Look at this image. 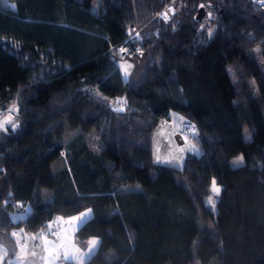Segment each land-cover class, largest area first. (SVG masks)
<instances>
[{
    "label": "trees",
    "instance_id": "trees-1",
    "mask_svg": "<svg viewBox=\"0 0 264 264\" xmlns=\"http://www.w3.org/2000/svg\"><path fill=\"white\" fill-rule=\"evenodd\" d=\"M172 1L100 0L94 12L92 0H0V116L16 96L19 120L0 131V243L10 254L20 229L37 233L55 217L91 210L76 233L99 240L86 264H264V10L207 0L215 25L207 40L193 19L202 0L158 17ZM132 27L160 56L137 87L117 66V56L136 55ZM234 64L258 94L239 92ZM92 88L121 98L123 110ZM170 111L196 128L201 150L187 153L181 171L152 158V134ZM66 127L79 133L63 142ZM240 154L244 163L231 167ZM212 180L221 187L215 213L206 205ZM209 221L214 235L200 228Z\"/></svg>",
    "mask_w": 264,
    "mask_h": 264
},
{
    "label": "rangeland",
    "instance_id": "rangeland-1",
    "mask_svg": "<svg viewBox=\"0 0 264 264\" xmlns=\"http://www.w3.org/2000/svg\"><path fill=\"white\" fill-rule=\"evenodd\" d=\"M173 0L170 4H168L159 14L158 17H163L162 14L166 13L167 17L170 16L174 10H179L182 5H184V1L187 0ZM207 0H202V2L206 3ZM216 1V0H212ZM174 3H177V5L174 6ZM201 3V2H200ZM198 3V5L200 4ZM100 4V0H92V11L96 12L98 10V6ZM197 5V7H198ZM10 7H14L13 4H9ZM196 7V10H197ZM214 17V8H207L206 14L202 21L199 23V36L202 39H209L213 35L215 31V25L212 24V18ZM164 18V17H163ZM165 19V18H164ZM144 26V25H142ZM141 26V27H142ZM141 27H137L136 31H132L133 35H137V50L136 55H130L127 57L123 56H117V66L119 68L120 74L122 76V79L125 83H128L130 86L137 87L140 82L142 81L146 67L148 64H157L160 63V56L159 54L155 53L153 50L152 45L145 44V33H142ZM133 28V27H132ZM152 29L147 30L146 33L150 34L151 36ZM145 44L144 48L142 45ZM140 49V50H139ZM258 47L252 48L249 53L253 54L255 58L258 61V64L263 69V63L261 61V56L259 52ZM230 71V75L233 79V81L236 83L237 88L239 92L243 90V87H247V89L250 91V93L258 94L257 86L253 79L245 77L241 66L234 64L230 65L228 67ZM89 92L92 96L100 99L103 104L107 106H112L115 108V110H123V103L121 98H118L116 100H110L104 95H102L96 88L89 89ZM123 99V98H122ZM16 96L13 97V99L6 103V109L8 110H15L17 108L16 104ZM7 110V111H8ZM169 120H163L160 122L158 127L154 130L152 134V158L154 164L164 165V166H170L173 167L179 171L182 170L185 157L187 153H194V154H200L201 151L195 144L194 140L191 137L184 135V130L187 127H192L193 125L191 122L182 114L176 112V111H170L169 113ZM11 121L10 123H5V121ZM0 124H3L4 126L0 128V131H6L9 127H11L13 130H15L19 126V120L11 119L9 116L3 115L0 116ZM79 133V130H71L68 127L65 129L64 136L62 138L63 142L69 141L74 135ZM177 135H180L182 138V142L178 140ZM87 144L90 148L96 149L99 142L97 139V134L95 132H91L87 136ZM244 139L246 141H249L251 139V133L248 128V126H244ZM194 146V147H193ZM240 157H243L241 154L230 159L229 164L231 167H237L244 163V158L242 161L238 162V159ZM66 162V158L63 155L62 160L60 161L59 165L55 167V170H58L62 165H64ZM177 179L180 183L185 184L183 178L180 175H177ZM213 181L210 184L209 187V197L212 198L214 201V206L212 204H209V197L206 200V205L213 210L215 213L217 211L216 203L218 201L221 187L216 184V187L220 189L219 194H216L212 191L213 188ZM186 185V184H185ZM40 194L43 196L45 200H50L52 193L50 190L46 188H40L39 189ZM30 212V205H27L24 208V212L18 213V218L25 217ZM87 213L89 217H91L92 212L91 210H85L79 215L73 216L78 217L81 216V214ZM57 218H63V217H57ZM69 218H63L64 225L61 226L60 221H57V225L54 224L55 228H51L55 233L56 236L47 237L45 235L46 229H42L37 233L34 234H27L33 237H36L35 239L30 242L31 246H33L34 251L30 253V255L27 258V263L23 262L26 258L25 257V251L28 247L29 242L24 241L22 239V236L20 235L16 239L18 242H23L27 246L26 247H20V245H17L16 249L11 253L10 258H8L6 264H67V263H73V264H86V262L89 260V258L97 251L99 240L97 237H91L88 240L81 241L76 236L77 230L79 227H77L76 221H69ZM58 220V219H57ZM50 225V224H49ZM53 226V225H52ZM201 230H207L210 234H215V229L212 221H209L207 223H201ZM22 234H26L25 232H22ZM41 236H45L46 240L41 239ZM96 240L97 244L93 247L90 245L89 241ZM16 240V241H17ZM54 242V249L53 250V243ZM198 244V240H195L194 246L196 247ZM78 250V251H77ZM35 253V254H33ZM65 254H67L70 257H78V259H65ZM197 264V263H196Z\"/></svg>",
    "mask_w": 264,
    "mask_h": 264
},
{
    "label": "crops",
    "instance_id": "crops-1",
    "mask_svg": "<svg viewBox=\"0 0 264 264\" xmlns=\"http://www.w3.org/2000/svg\"><path fill=\"white\" fill-rule=\"evenodd\" d=\"M180 140H182V138L180 137L179 138ZM198 147V146H197ZM199 148V147H198ZM200 149V148H199ZM201 151V150H200ZM58 219V220H57ZM57 221H60V224H61V226H63L64 225V219L62 218H57V217H55L50 223H48V224H50L51 225V228L53 229V228H55L54 226V224H56L57 223ZM53 225V226H52ZM57 225V224H56ZM44 230V229H43ZM22 232H25L26 234H22ZM27 234H30L29 232H26L24 229H20L19 231H17L16 232V237H15V239L17 238V237H19L20 235L22 236V239L24 240V241H28L29 242V244H28V247L27 248H24V249H26V251H25V257L24 258H26L23 262H25V263H27V258H28V256L30 255V253L31 252H33L34 251V249H33V246H31V244H30V242H32V240H33V238H32V236H30V235H27ZM31 234H34V233H31ZM17 240V239H16ZM18 241V240H17ZM17 241H16V243H17ZM16 249V248H15ZM10 252H9V250L6 248V246H4L2 243H0V264H6V262H7V260H8V258H10Z\"/></svg>",
    "mask_w": 264,
    "mask_h": 264
},
{
    "label": "snow or ice",
    "instance_id": "snow-or-ice-1",
    "mask_svg": "<svg viewBox=\"0 0 264 264\" xmlns=\"http://www.w3.org/2000/svg\"><path fill=\"white\" fill-rule=\"evenodd\" d=\"M163 15V17L165 18V19H167V14L166 13H164V14H162ZM121 52H123V51H126L125 49H121L120 50ZM11 121L9 120V121H5V123H10ZM4 125L3 124H0V128H2ZM194 147V146H193ZM242 159H243V157H240L239 159H238V162H240V161H242ZM212 191L214 192V193H216V194H219V192H220V189L218 188V187H216V184H215V180L213 181V188H212ZM208 203L209 204H212L213 206H214V201L212 200V198L211 197H209V201H208ZM90 217L88 216V214L87 213H83V214H81V216H78V217H71V218H69V221L71 222V221H76V222H78L77 223V227H80V226H82L83 224H85L87 221H88V219H89ZM62 219V218H61ZM49 228H51V225H49ZM54 235H55V233H53ZM36 237H33V239H35ZM41 239H44V240H46V237L45 236H41L40 237ZM53 243V250H55L54 249V242H52ZM89 243H90V245L91 246H95L96 244H97V241L96 240H91V241H89ZM78 251V250H77ZM33 254H35V253H33ZM65 259H78V257H70V256H68L67 254H65V257H64Z\"/></svg>",
    "mask_w": 264,
    "mask_h": 264
},
{
    "label": "built area",
    "instance_id": "built-area-1",
    "mask_svg": "<svg viewBox=\"0 0 264 264\" xmlns=\"http://www.w3.org/2000/svg\"><path fill=\"white\" fill-rule=\"evenodd\" d=\"M253 4H255V5H257V6H259L260 8H262L263 10H264V0H250ZM134 31H136V29L133 27L132 28ZM6 114L9 116V118H11V119H15V113H14V111H12V110H8L7 112H6ZM184 135L185 136H188V137H193L195 134H196V128L194 127V126H192V127H187L184 131ZM46 231H45V235L47 236V237H52L54 234L53 233H55L51 228H49V224L46 226ZM15 235H16V233H15ZM54 236H56V233H55V235ZM17 245H20V247H26L27 245L25 244V243H23V242H18L17 241Z\"/></svg>",
    "mask_w": 264,
    "mask_h": 264
},
{
    "label": "water",
    "instance_id": "water-1",
    "mask_svg": "<svg viewBox=\"0 0 264 264\" xmlns=\"http://www.w3.org/2000/svg\"><path fill=\"white\" fill-rule=\"evenodd\" d=\"M207 6L208 5L206 3H203V2H201L198 5L196 13L194 14V17H193L195 22H201L202 21V19L204 18L205 14H206ZM209 6H210V4H209ZM180 137H181L180 135H177L178 140L182 142V140L179 139ZM20 211H21V209L18 206L17 212H20Z\"/></svg>",
    "mask_w": 264,
    "mask_h": 264
}]
</instances>
